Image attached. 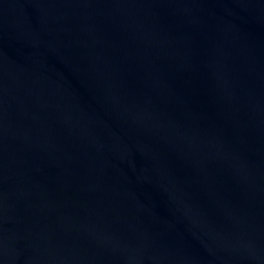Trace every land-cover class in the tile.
<instances>
[{"label": "water", "instance_id": "water-1", "mask_svg": "<svg viewBox=\"0 0 264 264\" xmlns=\"http://www.w3.org/2000/svg\"><path fill=\"white\" fill-rule=\"evenodd\" d=\"M0 264H264V0H0Z\"/></svg>", "mask_w": 264, "mask_h": 264}]
</instances>
